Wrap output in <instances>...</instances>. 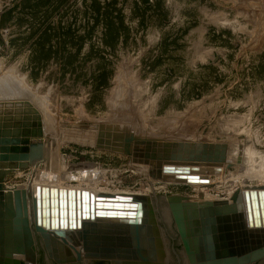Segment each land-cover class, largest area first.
Returning a JSON list of instances; mask_svg holds the SVG:
<instances>
[{
	"label": "rangeland",
	"instance_id": "obj_1",
	"mask_svg": "<svg viewBox=\"0 0 264 264\" xmlns=\"http://www.w3.org/2000/svg\"><path fill=\"white\" fill-rule=\"evenodd\" d=\"M15 98L40 112L50 159L8 189L53 180L154 202L231 201L264 187V0H0V102ZM99 126L227 144L234 161L208 184L156 182L129 155L97 149Z\"/></svg>",
	"mask_w": 264,
	"mask_h": 264
},
{
	"label": "water",
	"instance_id": "obj_2",
	"mask_svg": "<svg viewBox=\"0 0 264 264\" xmlns=\"http://www.w3.org/2000/svg\"><path fill=\"white\" fill-rule=\"evenodd\" d=\"M34 111L32 114L24 113L22 119L12 125L7 119L0 124V264H52L51 258H45L41 243L42 239L49 255L58 258L52 254L48 243L50 230L64 237L69 235L64 231L68 226L70 229L81 228L85 219L136 218L142 208L147 221L150 220V227L140 226L138 222L84 223L85 230L79 234V239L75 238V245L82 240L87 256L98 257V252H106L108 247L106 250L116 258L139 257L145 264H264L263 187L238 189L231 202L170 201L154 195V208L151 201L150 205H145L144 198L139 196H131L129 200L95 197L86 191L80 193L37 187L29 204L28 191L8 189L6 181L17 170L49 162L50 146L44 142L41 117L37 110ZM133 134L125 135V139L105 132L99 126L96 148L131 155L130 141L152 143L153 147L148 148L151 155L147 154V158L151 157L163 167L157 174L150 171V175L154 179L171 182L208 183L207 175L197 176L194 173L220 172L219 167L173 165L202 163L230 166L233 162L232 146L227 144L167 141ZM122 141L124 150L120 147ZM157 221L164 235L165 247V252L160 251L159 259L153 252L142 253L143 247L148 248L152 235L160 233ZM177 234L183 250L175 251L172 239L177 238ZM110 240L112 243L106 246L105 242ZM56 260L59 264H93L76 262L82 260L74 258Z\"/></svg>",
	"mask_w": 264,
	"mask_h": 264
},
{
	"label": "bare ground",
	"instance_id": "obj_3",
	"mask_svg": "<svg viewBox=\"0 0 264 264\" xmlns=\"http://www.w3.org/2000/svg\"><path fill=\"white\" fill-rule=\"evenodd\" d=\"M10 80H9V82H10ZM9 82H7V84ZM18 90L19 89H17V91ZM21 96L23 97V95H21ZM8 97L9 96H7V98ZM19 101H23V102H19ZM0 103H2V102H0ZM1 110H2V112H1ZM34 110H37V112L39 113V115L41 117V120H42V116H41L40 112L34 106V104L32 102H30L29 100H17L16 99V100H12L9 103H4L3 102V104H0V112H1L0 113V124L4 123V121H2V120H6L7 119V120L10 121V122H8L9 125H12L14 123V121H17V120L22 119L24 113L32 114V112H35ZM42 123H43V120H42ZM43 129H44V124H43ZM44 134H45V131H44ZM133 143H134V145L132 147V153H131V155H129L130 158H131V160H132V165H133V163L139 164V165H134V167L135 166H140L141 168L147 169V172H148L147 174H148V176L152 180H155L156 182H166L164 180L154 179L150 175V171L153 172L154 174H157L160 170H162V167H163L161 165L159 166V163L157 161L151 160V157L147 158V154H150L148 148L149 147L152 148L153 147V144L152 143H147V142H135V141ZM48 153H49V151H48ZM232 161H234L233 158H232ZM224 165H228V164H222V165H214V164H212V165H207V164H202V163H191V164L190 163H185V164L182 163V164H177V165H173V166H175V167L190 166V167H198V168L199 167H204V168H206V167H213V168L219 167V168H222ZM24 170H27V169H24ZM220 171H221V169H220ZM219 173H194V175H197V176L207 175L208 178H209L210 175H217ZM49 175H50V173H49ZM49 175H47V176H49ZM46 180H47V178H46ZM40 181H42V180H40ZM51 181H53V180H50V183H51ZM172 182H174V181H172ZM50 183H45L44 185H41V186H39V185L37 186V184L35 183L34 187H31V188H33V191L31 189H29L30 187L22 188L21 190L28 191V193H29L28 203L29 204H30V200H31L32 194H35L36 193V188L37 187H40V188H42V187H50V188H54V189H63V190H66V191H69V190H74L75 192L80 191V193L82 191H86L89 194H93L95 197H97V196H106V197H118V198H123V199H129V200H131V196H139V197L144 198L145 205L148 204V203L150 205V201H151L152 207L153 208L155 207L154 206V203L155 202L153 200V197L152 196H149V195H136V194H132V195L131 194H127V195H110V194H107V193L104 194L105 192L102 193V192H99L98 190H95V189L90 188V187H84V185L83 186L73 187V186H63L62 184L57 183V181H56L57 185H51ZM174 183L186 184V185L197 184V183H187V182H174ZM208 183H209V179H208ZM208 183L206 182V183H200V184H208ZM254 187H261V186H254ZM247 188L251 189L253 187H245L243 189H247ZM204 195H205V193H204ZM204 195H201V197L203 196V198H204L205 197ZM203 198L201 200H193V201H198V202H203V201H207V200H211V201H223V200H213V199H207V198H206V200H204ZM168 199H170V201L172 200L169 197H168ZM179 201H181V200H179ZM227 201H229V200H227ZM143 207L146 208V206H143ZM144 210H145L144 208H142V210H139L140 216H138L136 218L135 217H127V219H120V218L110 219V218H107V217H103V218H98L97 217V218H95L93 220L90 219V218L85 219V220L82 221L81 228L75 227L73 229H70V227L68 226L67 230H64V231L66 233H69V235L68 236H64V237H61L59 235H56L54 231L50 230V238L48 240V243L50 244L51 252H52V254L54 256L58 257V259L60 261H63V260H61V258H63L64 260L69 259V258H74V259L85 260L86 263H93L94 264L95 261H96L95 259H101V260L104 259L105 260L104 262L111 263V264H113L115 262H120L121 264H125V263L145 264L139 257H138V259L137 258L136 259H119V258H116V257L113 256V254L111 252H109V251L106 250V249H108V247L106 248L104 246H102V247L103 248H106L105 249L106 252H100L99 251L98 252V255H99L98 257L97 256L96 257L95 256L94 257L87 256L86 251L84 250V246H83V241L82 240H80V242L77 245H75L76 239L77 238L79 239V237H78L79 234L80 233H83L84 230H85L84 223H100V222H115V223L116 222L117 223H120V222H130V223H134V222H138L140 226H147V227L149 226L150 227V220L147 221V217H146V215L144 213ZM159 237H160L159 234H153L152 235V238H150V240H149L150 242L148 244V248L145 249L143 247V249H142V253L144 255H147V254L152 253V252L156 256V258L160 255V250H159L160 246L158 244ZM110 243H112L111 240L108 241V242L107 241L105 242L106 246L110 245ZM116 245H118V244H116ZM17 257H19V258H21L23 260L25 259L23 256H17Z\"/></svg>",
	"mask_w": 264,
	"mask_h": 264
},
{
	"label": "crops",
	"instance_id": "obj_4",
	"mask_svg": "<svg viewBox=\"0 0 264 264\" xmlns=\"http://www.w3.org/2000/svg\"><path fill=\"white\" fill-rule=\"evenodd\" d=\"M34 173H35V170L34 169H29V170H27V171H25V172H23L20 176H16V175H12V176H10L8 179H7V182H6V184L8 185V186H12V187H15V186H17V185H22V184H24V182L25 181H30V180H28L29 178H30V176L32 177L33 175H34ZM23 176H26L27 177V179L24 181V182H14V180H17V179H19V178H22ZM11 178V179H10ZM13 178V179H12ZM22 183V184H21Z\"/></svg>",
	"mask_w": 264,
	"mask_h": 264
},
{
	"label": "flooded vegetation",
	"instance_id": "obj_5",
	"mask_svg": "<svg viewBox=\"0 0 264 264\" xmlns=\"http://www.w3.org/2000/svg\"><path fill=\"white\" fill-rule=\"evenodd\" d=\"M156 238H157V237H156ZM158 244H159V246H160L159 250L161 251L162 248H163L162 252H163V251L165 252V247H164V245H163V239H162V237H159ZM172 246L174 247V250H175V251H178V250H180V249L183 250V246H182V244H181V242H180V238H179L178 234H177V238H173V239H172ZM103 264H104V263H103Z\"/></svg>",
	"mask_w": 264,
	"mask_h": 264
}]
</instances>
